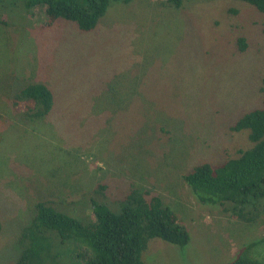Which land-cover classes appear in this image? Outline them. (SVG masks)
I'll list each match as a JSON object with an SVG mask.
<instances>
[{"label":"rangeland","instance_id":"1","mask_svg":"<svg viewBox=\"0 0 264 264\" xmlns=\"http://www.w3.org/2000/svg\"><path fill=\"white\" fill-rule=\"evenodd\" d=\"M25 1L0 0V264L20 254V231L37 201L74 208L98 183L113 198L136 185L179 208L190 242L153 239L146 264L223 263L264 236V220H229L182 180L193 165L220 162L247 143L245 132L228 127L263 105L264 19L255 10L233 0H185L180 9L116 1L93 31L80 32L64 20L41 29V9ZM31 74L54 96L42 134L2 99ZM108 83L112 110L98 112ZM156 108L166 111L158 122ZM247 255L264 264V241Z\"/></svg>","mask_w":264,"mask_h":264},{"label":"trees","instance_id":"2","mask_svg":"<svg viewBox=\"0 0 264 264\" xmlns=\"http://www.w3.org/2000/svg\"><path fill=\"white\" fill-rule=\"evenodd\" d=\"M116 1L127 4L132 0H26L24 6L41 9V29L64 20L80 32H91ZM184 1L160 0V4L180 9ZM233 1L245 4L264 19V0ZM235 48L238 54L244 53L246 39L239 37ZM38 76L40 79L34 75L1 98L11 112L20 115L17 120L22 119L42 134L55 102L51 89ZM114 92L115 85H105L97 98V104L103 105L96 107L98 112L112 110ZM134 94L131 91L127 96ZM156 112L158 122L163 111L156 108ZM158 130L165 132L161 125ZM228 131L245 132L246 145L234 149V154H226L220 162L193 165L182 180L201 204L219 209L217 212L226 214L229 220L257 224L264 220V100L262 106L241 112ZM105 189V184L98 183L80 193L74 208L52 198L37 201L31 220L20 231V254L11 264H146L144 253L151 240L160 239L180 248L190 242L179 208L162 196L133 185L122 197L113 198L106 195ZM262 241L264 236L247 243L232 260L214 264H263L247 255L251 247Z\"/></svg>","mask_w":264,"mask_h":264}]
</instances>
